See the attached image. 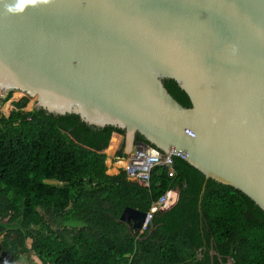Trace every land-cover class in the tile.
<instances>
[{
	"label": "water",
	"instance_id": "95a60500",
	"mask_svg": "<svg viewBox=\"0 0 264 264\" xmlns=\"http://www.w3.org/2000/svg\"><path fill=\"white\" fill-rule=\"evenodd\" d=\"M15 2L0 0V97L121 129L117 154L150 145L181 157L264 212V0H51L8 12ZM145 218L121 216L135 230ZM13 261L0 241V264Z\"/></svg>",
	"mask_w": 264,
	"mask_h": 264
},
{
	"label": "trees",
	"instance_id": "16d2710c",
	"mask_svg": "<svg viewBox=\"0 0 264 264\" xmlns=\"http://www.w3.org/2000/svg\"><path fill=\"white\" fill-rule=\"evenodd\" d=\"M165 85L191 106L174 81ZM10 97L0 98V237L17 264H35L32 253L45 264H264V212L244 193L205 180L177 156L176 177L157 168L149 189L125 170L108 175L104 150L123 130L26 110V97L6 116ZM170 188L178 201L154 216L149 231L139 235L121 220L127 207L147 213Z\"/></svg>",
	"mask_w": 264,
	"mask_h": 264
},
{
	"label": "built area",
	"instance_id": "2783aa9c",
	"mask_svg": "<svg viewBox=\"0 0 264 264\" xmlns=\"http://www.w3.org/2000/svg\"><path fill=\"white\" fill-rule=\"evenodd\" d=\"M171 155L167 156L150 145L140 148L136 147L135 154H132L130 157L114 154L112 165L117 168L118 173L125 170L129 181L149 189L152 183V175L157 168H165L169 178L176 177L174 159H171ZM178 197L179 190L177 188H170L157 201L153 202L150 210L146 213L142 227L138 229L139 235L149 231L154 216L159 212L171 209L178 201Z\"/></svg>",
	"mask_w": 264,
	"mask_h": 264
},
{
	"label": "crops",
	"instance_id": "0c3cea01",
	"mask_svg": "<svg viewBox=\"0 0 264 264\" xmlns=\"http://www.w3.org/2000/svg\"><path fill=\"white\" fill-rule=\"evenodd\" d=\"M13 103H14V101H13ZM11 106H10V111L12 110V108H14V106L12 105V103L10 104ZM4 111V110H3ZM4 113L7 115V113H6V111H4ZM118 136L119 137V143H118V145H117V147L114 149V151H112V152H108V148H109V146H110V144H111V140H110V143H109V146L104 150V152L106 153V155H107V157H106V165H107V167H108V169H107V174L108 175H111V176H113V175H118L119 173H118V170H117V168L115 167V166H113L112 165V158H113V155L114 154H117V151H118V149H119V146H121V143H122V140H123V135H122V133H115V134H113V136L111 137V139L114 137V136ZM111 154V155H110ZM50 184H61V183H59L58 181H50ZM2 238V237H1ZM13 255V254H12ZM14 256V255H13ZM28 258H30V255H28ZM14 262H15V258H14Z\"/></svg>",
	"mask_w": 264,
	"mask_h": 264
},
{
	"label": "clouds",
	"instance_id": "9594fccd",
	"mask_svg": "<svg viewBox=\"0 0 264 264\" xmlns=\"http://www.w3.org/2000/svg\"><path fill=\"white\" fill-rule=\"evenodd\" d=\"M51 0H20V2H15V4H9L7 5V11L10 13H16L17 11H22L21 3H29L32 5H38V4H49ZM177 203V202H176Z\"/></svg>",
	"mask_w": 264,
	"mask_h": 264
},
{
	"label": "rangeland",
	"instance_id": "374dc122",
	"mask_svg": "<svg viewBox=\"0 0 264 264\" xmlns=\"http://www.w3.org/2000/svg\"><path fill=\"white\" fill-rule=\"evenodd\" d=\"M13 95H14V94H12L11 97H10V99H9L8 101H6V102L2 105V106H3V110L6 111V113L10 111V108H8V105H7L6 103H10V104H11V103H13V101L16 102L17 100L21 101V100L23 99V95H22L21 98H19V99H15V100H14ZM17 102H18V101H17ZM36 104H37V103H36V100H31L30 103L27 104V106L25 107V109H26V110H33V109L36 108ZM112 139H113V138H112ZM108 151L110 152V147L108 148ZM0 241H1V240H0ZM15 264H17V262H15ZM20 264H25V261H24V260L20 261Z\"/></svg>",
	"mask_w": 264,
	"mask_h": 264
},
{
	"label": "bare ground",
	"instance_id": "6f19581e",
	"mask_svg": "<svg viewBox=\"0 0 264 264\" xmlns=\"http://www.w3.org/2000/svg\"><path fill=\"white\" fill-rule=\"evenodd\" d=\"M14 94H20V93H14ZM118 143H119V137L116 135V136L113 137V139H111V144L109 146L110 147V152L114 151V149L117 147Z\"/></svg>",
	"mask_w": 264,
	"mask_h": 264
},
{
	"label": "flooded vegetation",
	"instance_id": "af4514ba",
	"mask_svg": "<svg viewBox=\"0 0 264 264\" xmlns=\"http://www.w3.org/2000/svg\"><path fill=\"white\" fill-rule=\"evenodd\" d=\"M2 238H3V236H1ZM0 237V240H1V242H2V238ZM2 247H3V244H2ZM3 250H5L4 249V247H3ZM7 251H9V250H7ZM10 253V252H9ZM10 254H12V253H10ZM16 262V261H15ZM15 262L13 261V262H10V264H15Z\"/></svg>",
	"mask_w": 264,
	"mask_h": 264
}]
</instances>
